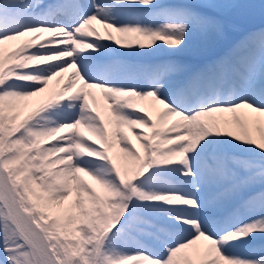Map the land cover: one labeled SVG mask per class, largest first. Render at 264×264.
<instances>
[{
  "label": "snow or ice",
  "instance_id": "obj_1",
  "mask_svg": "<svg viewBox=\"0 0 264 264\" xmlns=\"http://www.w3.org/2000/svg\"><path fill=\"white\" fill-rule=\"evenodd\" d=\"M241 7L0 0V264H264V29L214 15Z\"/></svg>",
  "mask_w": 264,
  "mask_h": 264
},
{
  "label": "bare ground",
  "instance_id": "obj_2",
  "mask_svg": "<svg viewBox=\"0 0 264 264\" xmlns=\"http://www.w3.org/2000/svg\"><path fill=\"white\" fill-rule=\"evenodd\" d=\"M230 1L231 0H227V2H230ZM242 1H244V0H242ZM252 5H255V3H253ZM214 15H216V14L214 13ZM217 18H218V16H217ZM261 22H264V10H262L261 12L254 13V15L251 18L246 17L244 19V24L246 26H251V25L255 26L256 24H259ZM222 24H223L224 32H225V36H226V43L227 44L233 43L232 39L239 32L240 27L233 25V24H229V23H227V24L222 23ZM260 29H264V28H261V27L258 28V30H260ZM258 30H256V31H258ZM101 31H102V29H101ZM250 32H253V31H250ZM244 36L245 35L238 38L237 41L241 40ZM222 49H223V45L217 43L215 37H209V50H207V51L202 49L201 46L199 45V43H197L193 48H190L189 50H187L183 53H178L175 55H172L167 51H161L159 53H156V54L150 55V56L124 57V59H126L132 63H140V64L148 65L149 63H147V62L150 58H157L158 61H156L154 63L171 60V61H176V62L185 64V65L190 66L192 68H197V67H200L203 64H205L208 61L211 54L218 53V52L222 51ZM117 51H122V50L117 49ZM192 53L193 54L209 53V57H206L205 59H195V58L191 57ZM154 63H151V64H154ZM71 72H72V70L70 69L68 73H64L61 77H58L55 80H53L54 82L58 81L56 84V87H55L56 92H59L63 89V87L67 83L68 77L71 74ZM53 81H51L49 83L48 89L46 90L45 93H42L38 97L32 98V100L29 102L31 106L38 105L39 103L43 102L48 96L52 95V91H50L49 88H50ZM60 84H61V86H59ZM105 107H106V105H105ZM257 244L258 245L264 244V241H257Z\"/></svg>",
  "mask_w": 264,
  "mask_h": 264
},
{
  "label": "rangeland",
  "instance_id": "obj_3",
  "mask_svg": "<svg viewBox=\"0 0 264 264\" xmlns=\"http://www.w3.org/2000/svg\"><path fill=\"white\" fill-rule=\"evenodd\" d=\"M230 2L236 3V4H241V5H250V4L252 5L253 3H255V5H260L262 0H244V1H242V0H231ZM261 11H262V9H260L259 7H256V8L241 7V8H237V9L217 12L215 14L218 16L221 23H225V24L229 23V24H233V25L240 27L239 32L232 39V42L234 43L238 40V38H240L243 35H246L250 31H256L260 27L264 28V22L256 24L255 26L254 25L246 26L244 24V19L246 17L251 18L254 15V13L261 12ZM191 57H193L195 59H205L206 57H209V53H202V54H193L192 53ZM57 82L58 81H55V82L53 81L50 88H49V90L52 91V94H54L56 92L55 87H56ZM59 86H61V84Z\"/></svg>",
  "mask_w": 264,
  "mask_h": 264
}]
</instances>
